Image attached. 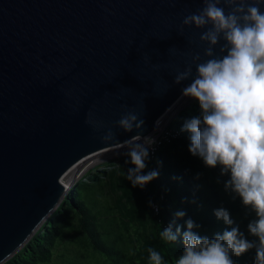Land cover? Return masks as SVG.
I'll use <instances>...</instances> for the list:
<instances>
[{
    "label": "water",
    "instance_id": "1",
    "mask_svg": "<svg viewBox=\"0 0 264 264\" xmlns=\"http://www.w3.org/2000/svg\"><path fill=\"white\" fill-rule=\"evenodd\" d=\"M203 7L202 0H0V264L51 219L84 172L81 161L137 134L116 125L126 111L144 120L143 136L157 130L191 83H174L177 72L197 53L208 59L199 39L205 29L180 33L184 16ZM108 128L115 141L101 139ZM74 168L67 188L62 178Z\"/></svg>",
    "mask_w": 264,
    "mask_h": 264
},
{
    "label": "clouds",
    "instance_id": "2",
    "mask_svg": "<svg viewBox=\"0 0 264 264\" xmlns=\"http://www.w3.org/2000/svg\"><path fill=\"white\" fill-rule=\"evenodd\" d=\"M204 7L184 16L180 33L185 27L205 29L199 37L208 46L201 62L197 53L191 63L178 71L174 83L189 80L183 88L184 97L199 102L200 116L187 120L181 131L190 135L189 152L202 158L207 167L220 166L221 175L230 174L225 188L231 189L245 207L255 212L257 219L249 222L248 232L258 237L259 243L249 241L239 226L231 227L214 238L201 237L193 231L200 226L186 221L183 232L184 251L176 264H235L232 256H241L255 248L254 264H264V0H202ZM223 5V6H221ZM227 9V10H226ZM223 40L220 53L215 47ZM174 51V49H173ZM192 64L196 65L193 77ZM91 123V121H89ZM116 125L126 133L136 135L120 143L117 148H127L124 153L134 165L127 169L126 178L133 187L143 188L158 176V172L144 174L149 149L155 143L151 136H143L144 120L134 110L126 111ZM105 126L94 125L95 131ZM105 142L115 141L111 128L101 136ZM217 219L232 226L234 221L225 209L214 212ZM185 215L175 213L177 218ZM181 229L173 232L169 224L161 233V239L175 242ZM150 264H168L160 252L149 249Z\"/></svg>",
    "mask_w": 264,
    "mask_h": 264
},
{
    "label": "trees",
    "instance_id": "3",
    "mask_svg": "<svg viewBox=\"0 0 264 264\" xmlns=\"http://www.w3.org/2000/svg\"><path fill=\"white\" fill-rule=\"evenodd\" d=\"M198 116L199 111L186 110L173 117L168 126L175 130L177 135L164 141L153 154L149 153L144 174L156 171L158 176L143 188L136 186L141 197L131 200L128 208L135 217L139 216L142 210L151 218L152 224L148 231H139L132 228L125 218L124 220L121 217L119 220L121 228L137 240L134 252L122 246L118 239L109 238L104 234L101 229V217L94 207L87 203L84 191L80 190L85 184L80 180L64 198L70 205V213L65 207L58 208L53 218L47 220V225L41 227L40 232H35L26 244L3 264L51 263L56 247L67 235V225H71L75 232L74 241L91 250L97 258V264H150V248L160 252L168 264H176L184 251L182 234L187 230L188 219L200 226L193 231L201 237L212 239L217 233L222 234L238 225L246 239L255 241L248 232L247 225L257 219L256 214L250 207L243 205L236 193L225 188L230 174L221 175L220 166L207 167L202 158L189 152L191 134L181 129L187 120ZM153 203L157 205V210H154ZM217 209L227 210L234 224L229 226L222 219H217L214 214ZM178 211H183L185 215L177 218L175 213ZM164 223L172 224L174 233L176 227H180L181 232L175 242L161 239L160 233L165 229ZM255 256L253 248L241 256L233 255L232 259L235 264H254Z\"/></svg>",
    "mask_w": 264,
    "mask_h": 264
},
{
    "label": "rangeland",
    "instance_id": "4",
    "mask_svg": "<svg viewBox=\"0 0 264 264\" xmlns=\"http://www.w3.org/2000/svg\"><path fill=\"white\" fill-rule=\"evenodd\" d=\"M186 110L192 112L196 110L201 113L199 102L193 98H189L185 104L174 112L170 120L167 118L165 122L169 123L173 117H176L182 111ZM126 152L123 150L118 155L109 158H105L108 156L105 155V159L103 158L102 161H93L91 156L85 158L80 162V169L84 171L82 173L83 178L82 180L79 178L77 181L81 180L84 182L85 186L81 187L80 190L84 191L87 203L99 213L102 224L101 229L104 234L109 238L118 239L122 246L134 252L137 240L133 235L127 233V230L121 228L119 220H121V217L123 219L125 218L131 224L132 228H137L139 231H148L152 220L142 210H140L139 216L135 217L131 215L130 209L128 208L130 201H134L136 197L140 198L141 195L138 193L136 187H133L131 182L126 178L127 169L133 167L130 162L125 164L126 159L130 160L129 157L124 155ZM65 175L62 179H65ZM71 183L66 184L67 188ZM64 198L56 210L65 207L70 213V205ZM54 215L55 213L52 214L51 219ZM59 216L62 218L61 215ZM59 216H56V218ZM47 220L42 224V228L47 225ZM68 220H70V216ZM66 231L67 235L56 247L53 260L49 264H97V258L92 251L85 249L74 241L75 232L71 225L66 226ZM253 237L258 244V237Z\"/></svg>",
    "mask_w": 264,
    "mask_h": 264
},
{
    "label": "bare ground",
    "instance_id": "5",
    "mask_svg": "<svg viewBox=\"0 0 264 264\" xmlns=\"http://www.w3.org/2000/svg\"><path fill=\"white\" fill-rule=\"evenodd\" d=\"M190 97H184L182 96L178 101L177 103L169 110V112L163 117V120L160 124H163L165 123V120L168 118V115H170L173 111L177 110L180 106H182L183 104L186 103V101L189 99ZM119 148H114V149H111V150H115V151H103V152H100V153H97V154H94L92 155L91 157L93 158L92 160L93 161H97V160H101L105 157V155H108L107 157L105 158H109V157H113L115 155H118L120 152H122L123 150L124 151H128L127 148H120L119 150H117ZM122 150V151H120ZM104 158V159H105ZM92 161V162H93ZM88 166V165H87ZM77 168V166H76ZM88 168V167H87ZM76 171H75V168L70 170L66 175H65V179H62L64 185L66 186V184L68 185V183H71L72 182V179H74L76 177ZM78 176V175H77ZM79 177V176H78ZM67 187V186H66Z\"/></svg>",
    "mask_w": 264,
    "mask_h": 264
},
{
    "label": "built area",
    "instance_id": "6",
    "mask_svg": "<svg viewBox=\"0 0 264 264\" xmlns=\"http://www.w3.org/2000/svg\"><path fill=\"white\" fill-rule=\"evenodd\" d=\"M169 123L165 122L163 124H159L156 131L154 130L151 134L147 135L151 136L155 140V143L149 149L150 154H153L164 141H168L171 137H175L177 135V132L168 126ZM79 178L82 180V174L78 177V179ZM153 208L154 210H157V205L155 203H153ZM163 225L164 228H167L169 223H164Z\"/></svg>",
    "mask_w": 264,
    "mask_h": 264
}]
</instances>
